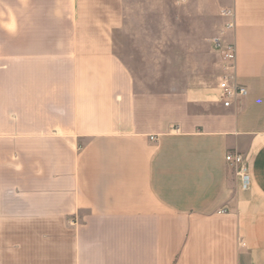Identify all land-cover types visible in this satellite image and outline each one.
Segmentation results:
<instances>
[{
    "label": "crops",
    "instance_id": "crops-1",
    "mask_svg": "<svg viewBox=\"0 0 264 264\" xmlns=\"http://www.w3.org/2000/svg\"><path fill=\"white\" fill-rule=\"evenodd\" d=\"M196 1L235 44L230 107L140 89L128 0H0V264H264V0Z\"/></svg>",
    "mask_w": 264,
    "mask_h": 264
},
{
    "label": "rangeland",
    "instance_id": "rangeland-1",
    "mask_svg": "<svg viewBox=\"0 0 264 264\" xmlns=\"http://www.w3.org/2000/svg\"><path fill=\"white\" fill-rule=\"evenodd\" d=\"M217 24L198 9L196 0L182 5L174 0H128L120 57L142 80V90L180 91L187 85L214 89L221 74L213 43L220 35Z\"/></svg>",
    "mask_w": 264,
    "mask_h": 264
},
{
    "label": "built area",
    "instance_id": "built-area-1",
    "mask_svg": "<svg viewBox=\"0 0 264 264\" xmlns=\"http://www.w3.org/2000/svg\"><path fill=\"white\" fill-rule=\"evenodd\" d=\"M222 15L226 18L232 16L231 11L226 10L222 12ZM234 27V23L231 20H226L223 25V29L229 30ZM214 48L220 59L221 74L218 78V84L216 89L218 90L219 101L223 107H230L235 102H239L247 94L246 87L239 83L235 74V60L236 49L235 44L232 41H228L223 38V31L220 35L213 39ZM178 129V126H174ZM155 136H150V139H155ZM225 160L233 169L235 174L241 182L242 187H246L249 182L248 166L244 155L240 152L233 151L228 152L225 155ZM220 212H227L225 208Z\"/></svg>",
    "mask_w": 264,
    "mask_h": 264
}]
</instances>
